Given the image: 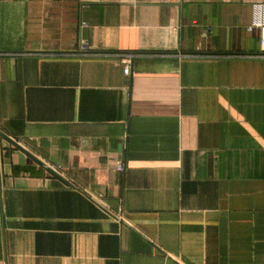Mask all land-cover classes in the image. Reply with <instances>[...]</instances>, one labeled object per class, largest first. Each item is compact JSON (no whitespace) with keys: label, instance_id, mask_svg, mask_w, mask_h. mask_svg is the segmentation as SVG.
<instances>
[{"label":"crops","instance_id":"obj_1","mask_svg":"<svg viewBox=\"0 0 264 264\" xmlns=\"http://www.w3.org/2000/svg\"><path fill=\"white\" fill-rule=\"evenodd\" d=\"M261 22L264 0H0V264H264Z\"/></svg>","mask_w":264,"mask_h":264},{"label":"built area","instance_id":"obj_2","mask_svg":"<svg viewBox=\"0 0 264 264\" xmlns=\"http://www.w3.org/2000/svg\"><path fill=\"white\" fill-rule=\"evenodd\" d=\"M259 8H262L261 6H259ZM260 28H261V33H262V40L264 41V22H261V24H259ZM253 28L251 27L250 30H252ZM87 50V46L86 45H82V51H86ZM119 57L121 58V61L124 64V74L127 76L131 75V71H132V64H133V60L136 57L133 54H120ZM117 170L121 173H123L125 171V165L122 162H118L117 164Z\"/></svg>","mask_w":264,"mask_h":264},{"label":"water","instance_id":"obj_3","mask_svg":"<svg viewBox=\"0 0 264 264\" xmlns=\"http://www.w3.org/2000/svg\"><path fill=\"white\" fill-rule=\"evenodd\" d=\"M5 138H7L6 136H4ZM8 139V138H7Z\"/></svg>","mask_w":264,"mask_h":264}]
</instances>
